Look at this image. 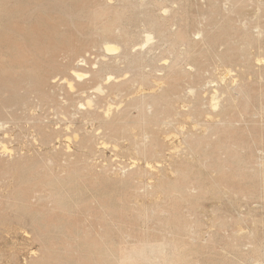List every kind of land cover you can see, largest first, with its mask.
Listing matches in <instances>:
<instances>
[{"label":"rangeland","instance_id":"1","mask_svg":"<svg viewBox=\"0 0 264 264\" xmlns=\"http://www.w3.org/2000/svg\"><path fill=\"white\" fill-rule=\"evenodd\" d=\"M152 1L132 0V15L94 34L43 85L24 81L25 108L0 117V264H42L43 244L57 242L24 214L18 181L75 173L81 189L65 192L70 206L113 209L103 249L117 264L122 248L148 243L161 252L144 264H264V0H157L163 38L142 21ZM121 30L133 35L124 48ZM36 190L31 205L51 211ZM84 225L92 236L100 230Z\"/></svg>","mask_w":264,"mask_h":264},{"label":"bare ground","instance_id":"2","mask_svg":"<svg viewBox=\"0 0 264 264\" xmlns=\"http://www.w3.org/2000/svg\"><path fill=\"white\" fill-rule=\"evenodd\" d=\"M152 2H153V5L151 3L152 5L151 8L149 9L145 8V11L143 12L145 14H144L142 21L146 25H148L152 30L159 33L158 37L163 38L165 32L161 31L162 23L160 24L157 20L158 17L154 15L155 14L154 11L158 9L159 3L157 0H153ZM240 5L236 7L237 11L240 9L242 10ZM110 7L109 5L107 6L106 3L105 4L102 3V1L100 0L98 1L97 0H0V117L2 116L1 118H3V115H6L7 110H9L8 108L11 107V105L23 106L26 103V96L29 95V92L28 90L24 92L20 91L21 89L20 86L24 81H26L30 85L31 81L34 80V76H35V78L37 77L36 78L37 83L39 85H43L47 79L48 74L56 72V71H60L62 68H64L66 65L65 63L70 60L72 55L76 53L78 49L90 43L91 41L90 39L94 34L100 33L99 31L102 32L101 34H104V33L108 35L111 34L110 27L112 25L114 26L121 25L122 19L127 17L126 10H128L129 8H132V10H130L131 14H128V15H132V13L135 12L133 11L132 0H121V4L118 10L117 9L112 10ZM109 14H111L110 15L111 21L109 22V26H102L103 25L102 22H105L104 19ZM108 18L109 17H107V19ZM134 18L136 19L138 17H134ZM131 23L129 21V25ZM107 24L108 23H106V25ZM100 25L101 27L99 28ZM221 32H222V29L219 32V34H222V36H224L223 32L222 33ZM115 33H117V31H115ZM132 36L133 35L123 30L116 37L119 38L124 48V46L127 47L128 45H131L130 43L132 42ZM179 39L181 40V38ZM176 42L178 43L177 40ZM76 44L78 45L77 47L74 48L73 46ZM104 49L107 52H112V51L117 50L118 48L115 45L107 44L105 45ZM82 61H83L82 63H84L83 59ZM129 65H130V68H134L135 70L137 69L134 62H130ZM70 75L76 76V77L82 76V74L77 72V68H74V70L70 73ZM92 78H94V75H92ZM64 83H66V85L69 88L72 87L69 81H64ZM1 93H4V94H1ZM153 100L155 101V99ZM157 102H155V104ZM142 115L143 114H141V116ZM23 167L25 166L22 165V168ZM35 168L36 166L34 167V169ZM33 170L31 168V170L29 171L32 172ZM218 170H221V167H218ZM25 172L28 173L27 169ZM26 173H23V174H26ZM70 175L71 176L69 177L67 176L65 177L67 179V181L65 182L61 179L59 180V178L56 179V178H48V177L47 178L45 177L44 179H42V181L37 180V182L34 184L32 183L36 179L34 180L33 178H28V179L25 178V181L23 180L20 182L18 181L20 192L18 194L19 196L17 195L15 198L17 197L21 198L22 204L21 203L20 204L23 205L21 207H23L22 210L24 214L31 215L33 217H38L45 223L44 228L46 227L47 229H51L54 232L55 237L57 236L56 238L57 242L55 241L56 242L55 244H52L51 242H46L43 244L42 246V249L44 252L43 257H45L46 262L43 261L44 263L42 264H114L115 262L113 261V258H112L113 251L110 249L109 246H107L106 248L104 247L103 249V246L105 244L104 240L107 239L110 234V228H111L110 221L112 220V216H113V213H111L110 211L113 209L109 210V207L108 208L107 206L105 207L107 203L105 205L103 204L104 206L100 204L102 208L98 207L97 209L93 210L95 213H93V211L90 208L89 209L85 208L84 210L81 206L82 204L75 205L74 206L75 208L73 206H70L69 205L70 202L67 200L70 198L69 197L67 198V195H65V192L72 190L73 191V192L71 191L72 194L73 193L78 194L79 189H81L80 178H77L78 176L76 175V173L74 175H76L77 177L72 174ZM24 177L26 176L24 175ZM182 181H184V179ZM101 183H106V182L105 180L104 182L102 180ZM84 187H88V186H84ZM103 187L104 186H102V188ZM36 189H42L40 191L47 193V197H44L43 195H38L37 196L38 201L36 200L37 203L43 199H48V200L51 199L50 203H53V207L51 211H42V210L38 211L34 209V207L31 205L30 201L31 200L33 201V198H36L35 196V192H37ZM91 190L92 189H90V191ZM129 190L130 189H128V191ZM103 191L105 192V189ZM71 192H67V193H71ZM91 193L92 192H90V194ZM94 193H96V191ZM82 194L83 193L80 194L82 198L83 197L85 198V196L88 193L86 194L85 192L86 195L84 196ZM99 194L101 195V192ZM68 195L71 196L70 194ZM120 195H119V198H120ZM121 197L123 198L124 196H121ZM15 198H13V201H16L14 200ZM79 198L81 199V197ZM98 198L100 199V196ZM7 200L8 199L6 198V201ZM18 200L19 199H17V201ZM89 200H92V199H89ZM83 201L85 202V200ZM95 201L96 200H94V202ZM17 203L19 204V202ZM72 203L74 202L72 201ZM7 206L8 204H6L5 207ZM108 206H109V203H108ZM12 207H13V204H12ZM17 208L18 207H16V210ZM73 208L74 210L75 209L76 210L72 211ZM122 208L123 206L121 207V209ZM130 208L131 207L129 206L128 210H130ZM18 212L20 213L19 210ZM76 212L77 213L79 212L82 215L80 216L81 219L76 218V219L70 220L72 218L71 216L73 214H76ZM15 213H14V216L16 215ZM24 217L22 216L23 219ZM20 218H18V220L22 221V219ZM38 218H35V219H38ZM79 220H81L80 221L81 226L78 224ZM32 221H35V220L32 219ZM35 223L38 224L37 221ZM84 223H87L88 225L93 226V228L96 226L100 227L99 232L97 234L94 232L96 235L92 236L91 231L87 230L86 227H83ZM78 228L80 229L79 231H78ZM36 231L35 233L37 234ZM41 236H37V237H41ZM47 236L45 235V237ZM45 237L43 239H45ZM38 239H41V238H38ZM45 240H47V238ZM141 245H137V246L132 245L128 249L126 248L121 249L118 246L121 249L120 254L122 255L120 259L121 261L118 264H144V262L147 259L146 253H150V254L156 253L157 254L161 252L160 250L161 248L159 247L160 246L159 244L157 245V244L148 243V245H143V246ZM74 248L80 251L79 252L80 255L77 258L71 257V252L74 251L73 250ZM134 257L138 258L137 259V261L139 260L138 263L131 262L134 260H130V259Z\"/></svg>","mask_w":264,"mask_h":264}]
</instances>
